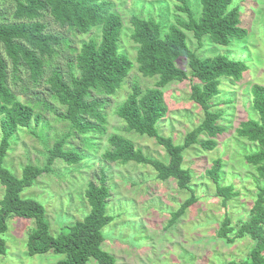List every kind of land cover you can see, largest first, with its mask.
<instances>
[{
    "label": "trees",
    "instance_id": "obj_1",
    "mask_svg": "<svg viewBox=\"0 0 264 264\" xmlns=\"http://www.w3.org/2000/svg\"><path fill=\"white\" fill-rule=\"evenodd\" d=\"M175 1L176 8L186 12L188 17H176L166 31L159 20L137 13L131 15V39L137 44L133 60L121 48L124 21L112 0H0V48L3 51L0 50V184L4 190L0 199V254L7 252L4 234L9 227L8 219L19 216L31 218L35 223L27 237V251L31 255L49 251L64 255L54 264H87L91 259L99 264H117L115 256L102 247L103 229L113 221L107 209L110 189L104 174L99 184L90 181L85 190L89 213L81 220L62 226L57 235L50 231L44 205L32 197H23L22 192L40 175L52 172L56 160L68 165L82 162L84 155L67 147L69 138L80 134L91 141L94 136H87L88 133L105 131L103 109L108 96L123 86L135 63L144 76L158 78L154 86L145 89L133 82L131 92L117 105L116 114L126 123V130L155 138L165 148L167 159L146 154L130 138L119 133L109 135L110 147L104 151L103 159L148 164L156 171L157 178H174L179 188H192L193 175L190 167L184 165V152L194 144L205 149L217 146V136L228 129L219 122L222 113L213 109L217 104L213 99L221 92L223 78L231 83L240 81L248 64L221 53L206 58L198 56L188 46L185 30L192 31L199 42L204 34H209L214 42L222 45H228L232 37H245L248 30L241 26L240 8L231 7L233 0H200L202 9L198 14L188 0ZM46 17L65 30H51L50 21L44 20ZM94 28L100 30V37L91 36L82 41L74 64H68L66 72L53 64L61 48L70 47L69 32L87 34ZM181 58L187 59L190 76L177 63ZM21 70L29 71L35 84L45 79L53 96L65 107L60 115L68 122L70 130L48 148L43 165L27 163L18 176L5 165V157L17 131L31 127L33 120L38 124L41 118L33 104L19 99L11 87V83L20 78ZM188 78L193 80L190 99L203 109L204 118L187 131L182 143H176L172 136L160 133L157 124L168 112L164 88L173 81ZM250 95L257 117L242 120L235 131L237 136L257 144L256 149L244 156L256 169L257 192L248 218L236 223L226 214L217 235L230 244L249 236L253 246L245 259H233L227 264H264V83H253ZM39 100L49 107L47 102ZM203 135L207 137L202 140ZM222 161L220 157L214 159L204 173L214 183L215 195L221 197L227 207L239 191L235 183H222ZM198 199L193 191L172 212L168 226Z\"/></svg>",
    "mask_w": 264,
    "mask_h": 264
},
{
    "label": "rangeland",
    "instance_id": "obj_2",
    "mask_svg": "<svg viewBox=\"0 0 264 264\" xmlns=\"http://www.w3.org/2000/svg\"><path fill=\"white\" fill-rule=\"evenodd\" d=\"M112 1L124 21L121 48L133 60L137 53L129 21L133 13L161 21L163 31L175 22L176 17H188L186 12L176 8L175 0ZM188 3L197 14L200 13V0H188ZM233 6L240 8L241 26L248 30L245 37H232L228 45H222L214 42L209 34H204L199 42L192 31L185 30L187 44L198 56L206 58L221 53L248 64L240 81L231 83L224 77L221 92L213 99L217 103L213 109L222 113L219 122L228 129L217 136V146L205 149L194 144L184 152V165L190 167L193 175L192 188H179L174 178H157L156 171L148 164L103 159L104 151L110 147L108 137L112 133L130 138L150 156L167 159L165 148L155 138L126 130V123L116 114L117 105L131 92L133 82H138L145 89L154 86L158 78L144 76L135 63L123 86L114 95L108 96L103 109L105 131L88 133L87 136H94L91 141L89 137L83 139L84 135L80 134L69 138L67 147L79 150L85 157L82 162L68 165L60 159L56 160L52 172L40 175L32 186L22 192L23 197H32L44 205L51 233L59 234L62 226L81 220L89 213L85 190L90 181L99 184L104 174L110 189L107 209L113 221L103 229L102 247L115 256L117 264H227L233 259L246 258L253 240L244 236L230 244L217 235V229L226 214L236 223L247 219L257 192L254 180L256 169L244 157L256 149L257 144L237 136L235 129L242 120L257 117L251 107L250 87L255 82L264 83V0H233ZM44 20L50 21V28L55 32L65 30L56 26L50 17ZM68 34L70 47L61 48L53 58V64L65 72L68 64H74L82 41L91 36L99 38L101 32L94 28L87 34ZM177 63L191 75L187 59L181 58ZM192 82L189 78L173 81L164 88L168 112L157 127L160 133L172 136L176 143H182L187 131L204 118L203 109L190 99ZM11 87L19 99L30 101L41 117L38 124L33 120L31 127H22L17 131L5 157V165L21 176L27 163H45L48 148L70 130V125L61 118L60 113L65 107L53 96L45 79L35 84L29 71L21 70L20 78L16 83L12 82ZM39 99L47 102L49 107L45 103L40 104ZM202 137L203 140L207 136ZM218 157L223 159L222 183H235L239 191L227 207L222 198L215 195V185L204 173ZM3 191L0 184V199ZM193 191L199 197L198 201L168 226L172 212ZM34 225L31 218L12 216L8 219L9 227L4 234L7 252L0 254V264H54L64 257L53 251L34 255L28 253L27 237ZM87 264L99 263L91 259Z\"/></svg>",
    "mask_w": 264,
    "mask_h": 264
}]
</instances>
